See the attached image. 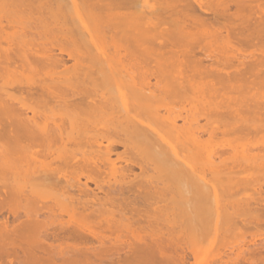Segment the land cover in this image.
I'll use <instances>...</instances> for the list:
<instances>
[{
	"label": "bare ground",
	"instance_id": "obj_1",
	"mask_svg": "<svg viewBox=\"0 0 264 264\" xmlns=\"http://www.w3.org/2000/svg\"><path fill=\"white\" fill-rule=\"evenodd\" d=\"M261 232L264 0H0V264H264L201 251Z\"/></svg>",
	"mask_w": 264,
	"mask_h": 264
},
{
	"label": "rangeland",
	"instance_id": "obj_2",
	"mask_svg": "<svg viewBox=\"0 0 264 264\" xmlns=\"http://www.w3.org/2000/svg\"><path fill=\"white\" fill-rule=\"evenodd\" d=\"M66 63H67V65H71L72 63H73V61H71V60H67L66 61ZM170 107L172 108V106L170 105ZM195 107H197L196 105H195ZM178 108V105H175L174 106V109H177ZM198 120V124L199 125H203L204 123H205V120L204 119H202V118H198L197 119ZM202 140H207V137L206 136H204V137H202ZM210 143H211V145L213 146V150H214V153H218L219 151H220V145H223L224 143H222V140H218V139H214V140H212V141H210ZM243 143H245V142H243ZM246 144V143H245ZM243 145V146H245V148H247V145L248 144H246V145ZM241 144H239L238 142H230V145L229 146H227V151H231V149H230V147L232 146H234V148L235 147H237V149L239 150V148L242 146H240ZM240 146V147H239ZM239 147V148H238ZM252 147L250 146V148H249V145H248V148L247 149H251ZM121 151V149H118V152H120ZM251 151H252V149H251ZM254 151V150H253ZM252 151V152H253ZM223 157H226L225 155L224 156H222L221 158H223ZM114 158V157H113ZM118 164H120V165H123V162L122 161H119L118 162ZM195 168H197V169H199V167H195ZM135 172H138L136 169H135ZM89 186H91V188H93V186L92 185H90L89 184ZM246 233V232H245ZM237 234V233H236ZM243 234H244V232H243ZM228 235V234H227ZM226 236V235H225ZM230 237H227V238H225L226 240L225 241H222V242H218L217 243V241L215 242V243H217L216 245H215V247L213 248V245H212V247L210 246V243H207V241L203 244L204 246H203V248H202V252L204 251V252H206V254H207V256L209 255V256H211L210 258H208L209 260L212 258H215V259H219V257H221V256H219V253L221 254V253H228V249H230L231 248V246L233 245H239V246H242V242H243V239H242V237H244V240L246 241V242H248L249 240H253V241H255V242H259L260 240H263L264 241V232L262 233H253L252 235H248V233L246 234V235H235V236H233L232 237V234H230L229 235ZM224 238V237H223ZM210 240V239H209ZM220 240V239H219ZM224 240V239H223ZM248 240V241H247ZM245 243V242H244ZM207 244V245H206ZM209 244V245H208ZM247 244V243H246ZM234 246V248L235 247H237V246ZM207 246V247H206ZM211 247L210 248V250L208 251L207 249H209L208 247ZM218 246V247H217ZM233 246H232V248H233ZM206 247V248H205ZM230 247V248H229ZM217 248V249H216ZM205 250H207V251H205ZM211 251V252H210ZM212 253V254H211ZM214 254V255H213ZM216 255H218V256H216ZM222 255V254H221ZM224 257V255L222 256V258ZM189 259V261H187V263H185V264H192V262H194L191 258H190V254H189V258H188V254H187V260ZM208 260V261H209ZM214 260V259H213ZM213 260H211V261H213Z\"/></svg>",
	"mask_w": 264,
	"mask_h": 264
}]
</instances>
